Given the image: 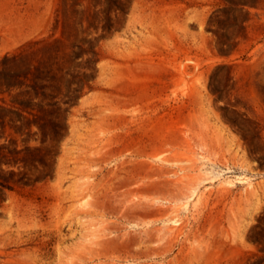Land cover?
I'll return each mask as SVG.
<instances>
[{
  "label": "rangeland",
  "instance_id": "1",
  "mask_svg": "<svg viewBox=\"0 0 264 264\" xmlns=\"http://www.w3.org/2000/svg\"><path fill=\"white\" fill-rule=\"evenodd\" d=\"M65 1L0 0V57L59 37ZM117 17L90 31L93 78L51 175L5 190L0 264H264V0H130ZM40 138L6 124L0 143Z\"/></svg>",
  "mask_w": 264,
  "mask_h": 264
},
{
  "label": "trees",
  "instance_id": "2",
  "mask_svg": "<svg viewBox=\"0 0 264 264\" xmlns=\"http://www.w3.org/2000/svg\"><path fill=\"white\" fill-rule=\"evenodd\" d=\"M228 7L243 9L253 6L258 0H224ZM91 6H82L79 0L66 1L61 8V35L53 39L32 40L19 50L0 57V94L10 96L6 101L0 97V137L6 124L20 134L40 133L41 144L25 145L21 149L10 148V143H0V206L5 199V190L14 184L25 185L51 175L58 140L66 131V114L82 93L83 88L93 78L95 52L91 29L108 34L115 30L118 15H125L130 0H89ZM103 8H98L101 7ZM110 12H114V17ZM55 28L59 19L55 21ZM84 22L86 26L83 27ZM218 24V20H213ZM79 26L84 36L77 41L66 43L76 35ZM221 52L225 50L220 49ZM219 65L216 70L224 68ZM219 80L211 77L210 89L220 97ZM232 126L235 121L224 115ZM245 122H250L244 119ZM18 123V125H16ZM35 126L36 130L31 131ZM239 128L242 138L253 152H258L254 137L248 128ZM6 140V139H5ZM46 141L48 144L42 146ZM33 169V170H32ZM37 174L33 176V172ZM259 225L252 228L249 238L258 244ZM264 258H261L263 260Z\"/></svg>",
  "mask_w": 264,
  "mask_h": 264
}]
</instances>
